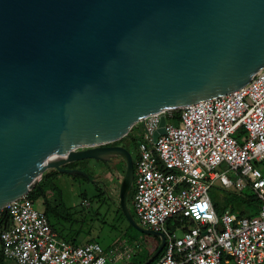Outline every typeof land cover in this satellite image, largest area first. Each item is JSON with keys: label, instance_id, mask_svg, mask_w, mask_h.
Returning a JSON list of instances; mask_svg holds the SVG:
<instances>
[{"label": "water", "instance_id": "water-1", "mask_svg": "<svg viewBox=\"0 0 264 264\" xmlns=\"http://www.w3.org/2000/svg\"><path fill=\"white\" fill-rule=\"evenodd\" d=\"M263 67L264 0H0V208L48 167L89 178L65 164L121 156V208L161 239L150 264L166 237L134 219V160L110 143L147 115L227 94Z\"/></svg>", "mask_w": 264, "mask_h": 264}, {"label": "built area", "instance_id": "built-area-1", "mask_svg": "<svg viewBox=\"0 0 264 264\" xmlns=\"http://www.w3.org/2000/svg\"><path fill=\"white\" fill-rule=\"evenodd\" d=\"M127 135L138 151L139 223L166 237L150 264H264V175L257 169L264 162V67L227 94L147 115ZM217 181L249 188L259 212L219 213L210 195ZM4 212L10 223L0 224V257L16 264H132L142 247L137 239L108 247L68 242L28 194L0 208V218Z\"/></svg>", "mask_w": 264, "mask_h": 264}, {"label": "rangeland", "instance_id": "rangeland-1", "mask_svg": "<svg viewBox=\"0 0 264 264\" xmlns=\"http://www.w3.org/2000/svg\"><path fill=\"white\" fill-rule=\"evenodd\" d=\"M122 143L136 161L138 157L136 143L131 139H125ZM88 161L91 162L90 165H87ZM74 162L78 163L80 169L94 173L100 186L82 174L60 171L55 167L45 169L47 173L58 171L53 177V183L57 188L48 191V195L53 200H58V192H61L60 199L64 202L61 208L62 217L55 223L61 236L68 242L73 241L78 244L92 239L99 241L105 247L121 239L138 238L143 241L142 250H152L158 243L159 236L140 231L131 225L124 212L119 209L120 185L124 172L117 170L113 165L107 167L104 162L94 159L85 158ZM120 166L121 169L122 166ZM257 169L264 175V162L258 163ZM132 186L135 188V181ZM210 195L222 207L237 204L249 210L254 209V205L245 201L251 195L248 188L239 189L235 184L227 187L217 181L210 188ZM36 206L43 209L42 201L38 200ZM128 207L135 219L139 221L132 199H129ZM5 264H16V262L7 259Z\"/></svg>", "mask_w": 264, "mask_h": 264}, {"label": "trees", "instance_id": "trees-1", "mask_svg": "<svg viewBox=\"0 0 264 264\" xmlns=\"http://www.w3.org/2000/svg\"><path fill=\"white\" fill-rule=\"evenodd\" d=\"M178 117H179V111H177V113H176V118H175L176 122L178 121ZM125 139H131V137L129 135H126L123 138H121L120 140H118L116 143H122ZM134 164H135V161H134ZM75 165H76L75 162H72V163H69L67 165V167L73 168V167H75ZM121 166H120L121 169L119 168V166L117 167V169L124 172L126 165L124 164ZM57 172H58L57 170H55L54 172H48V173L46 171H44L42 179L40 180V182L38 184H36V186L28 193V197L31 198L33 201H35V202H37L38 200L42 201L43 210L45 211L46 215L48 216L50 223H51V226L56 231H58V230L55 227V223L57 221H60V218L62 217L61 208L64 206V202L60 199L61 198V192H58V194H59V197H58L59 201H58L56 199L53 200L50 197V195H48V191H50L51 189L57 188L56 185L53 183V177L57 174ZM89 174L91 175V173H89ZM97 186H99V185H97ZM134 190H135V188L133 186H131L129 193H128V199H127L128 201H129V199L133 200ZM248 197H250V198H248V200H245V201L254 205V209L249 210L247 208H243L237 204H234V205L230 206L231 210L235 214L242 215V216H244V215L245 216H252V215L257 214L260 210V207H261L260 201L256 198L255 194L252 191H251V195H249ZM213 201H214L215 207L219 213H222L228 207V206H223V207L219 206V204L215 200H213ZM118 204H119V209L123 212L121 205H120V199H119ZM110 205L112 208L111 203H110ZM133 217H134V215H133ZM134 219H135V217H134ZM136 221L139 223L138 220H136ZM9 223H10L9 213L4 212L2 217L0 218V224H3V226H7ZM58 233H59V231H58ZM60 236H61V234H60ZM136 239L140 240L138 238H132L130 240H136ZM91 241H96V240L90 239V240H87L86 242H91ZM160 242H161V239L158 237V243L155 245V247L150 251H144V250H142L143 249V241H142V247L140 249H138L136 251L135 255L133 256L132 264H142L143 262H145L148 258H150V256L154 253V251L159 247ZM71 243L78 244V243H75L73 241ZM80 244H82V243H80ZM0 258H1L0 264H5L6 259L3 256H1Z\"/></svg>", "mask_w": 264, "mask_h": 264}, {"label": "flooded vegetation", "instance_id": "flooded-vegetation-1", "mask_svg": "<svg viewBox=\"0 0 264 264\" xmlns=\"http://www.w3.org/2000/svg\"><path fill=\"white\" fill-rule=\"evenodd\" d=\"M110 144H111V145H122V146H125V145H123V143H116V142H113V143H110ZM125 147H126V146H125ZM91 160H93V159H91ZM94 160H95V161H98V162H103V161L96 160V159H94ZM70 163H72V162H70ZM89 163H91V162L88 161L87 165H90ZM68 164H69V163L65 164V166H67ZM75 164H76L75 167L79 168L78 163H75ZM104 164H105L107 167H111V165H113V166L117 169V167H118L119 165H124V164L126 165V161H125V159H124L123 157L118 156V157H114L109 163H105V162H104ZM75 167H73V168H75ZM117 170H119V169H117ZM90 173H91V172H90ZM89 179H90V180H94L95 183H96L97 185L100 186L99 182L95 179V174H94V173H91ZM159 238H160V237H159Z\"/></svg>", "mask_w": 264, "mask_h": 264}, {"label": "crops", "instance_id": "crops-1", "mask_svg": "<svg viewBox=\"0 0 264 264\" xmlns=\"http://www.w3.org/2000/svg\"><path fill=\"white\" fill-rule=\"evenodd\" d=\"M231 208V207H230Z\"/></svg>", "mask_w": 264, "mask_h": 264}]
</instances>
